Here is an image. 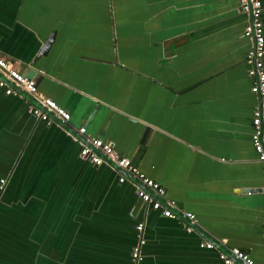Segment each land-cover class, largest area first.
I'll return each instance as SVG.
<instances>
[{
    "label": "crops",
    "instance_id": "1",
    "mask_svg": "<svg viewBox=\"0 0 264 264\" xmlns=\"http://www.w3.org/2000/svg\"><path fill=\"white\" fill-rule=\"evenodd\" d=\"M247 22L237 0H0V56L70 113L68 129L112 143L207 238L264 264ZM28 104L0 88V264H133L137 222V264H223Z\"/></svg>",
    "mask_w": 264,
    "mask_h": 264
},
{
    "label": "built area",
    "instance_id": "2",
    "mask_svg": "<svg viewBox=\"0 0 264 264\" xmlns=\"http://www.w3.org/2000/svg\"><path fill=\"white\" fill-rule=\"evenodd\" d=\"M237 3L239 12L250 15V22H247L243 28V35L253 38L252 49L246 53L244 61L246 73L252 79L250 91L257 97V104L252 110L250 143L256 160L262 165L264 178V35L261 22L264 6L260 0H237ZM0 88L5 95L27 97L29 113L46 123L54 120L60 126H64L70 119V113L64 107L39 93L34 78L25 76L1 56ZM67 129L64 126V131L79 144L78 155L82 160L93 165L106 164L116 171L119 182H122L126 176L120 172L124 171L134 183L135 194L142 203L157 210L162 217L181 221L187 233L192 232L194 227H198L197 219L193 213L183 210L173 199L166 197L163 186L144 174L129 158L119 154L109 141L86 134L84 126H79L74 130ZM2 182L3 180H0V183ZM134 229L136 243L130 250V260L133 264H137L141 259L140 247L144 243L142 237L143 223L137 222ZM261 237L264 246V209L261 221ZM198 246L205 249H216L217 258L223 264H255L245 251L237 247H227L223 239L213 241L201 238Z\"/></svg>",
    "mask_w": 264,
    "mask_h": 264
},
{
    "label": "water",
    "instance_id": "3",
    "mask_svg": "<svg viewBox=\"0 0 264 264\" xmlns=\"http://www.w3.org/2000/svg\"><path fill=\"white\" fill-rule=\"evenodd\" d=\"M247 15H248V22H250V15H249V13H248ZM53 37H54V35H52V34H50V35H48V36L46 37V39L43 41V43H42V45H41V47H40V49H39L38 54L36 55V57H38V56H40V55L44 56V55L46 54L47 50L49 49V47H50V45H51V43H52V41H53ZM251 40H252V43H253V38H251ZM251 49H252V48H251ZM25 98H27V97H25ZM92 112H93V111H92ZM64 126L67 127L66 124H65ZM111 144H112V143H111ZM261 168H262V165H261ZM120 172L123 173V174H125L126 176H128L124 171H120ZM262 190H263V189H262ZM251 191H252L251 189H246L245 192H246V193H250ZM195 218H196V217H195ZM197 225L199 226L198 221H197ZM193 230L196 231L197 233H200L202 236H204V239H206V240H211V239L207 238L203 233H201L198 227H194ZM219 249H220V248H219ZM221 249H222V248H221Z\"/></svg>",
    "mask_w": 264,
    "mask_h": 264
}]
</instances>
